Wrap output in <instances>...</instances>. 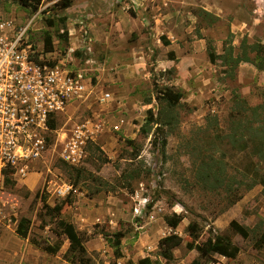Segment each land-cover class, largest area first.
Masks as SVG:
<instances>
[{
    "label": "rangeland",
    "instance_id": "1",
    "mask_svg": "<svg viewBox=\"0 0 264 264\" xmlns=\"http://www.w3.org/2000/svg\"><path fill=\"white\" fill-rule=\"evenodd\" d=\"M35 14L32 48L66 70L83 71L88 90L57 115L56 129L45 134L27 173L5 182L0 264H72L64 258L69 241L57 236V217L45 212L42 195L51 206L69 196L58 218L73 222L85 238L90 264H138L145 256L164 262L158 241L170 233L184 239L173 264H190L199 255L186 245L193 221L202 228L200 241L229 235L240 247L235 258L215 254L202 264H264V245H255L264 230V187H244L230 204L225 189H210L199 177L201 160L212 157L243 179L247 153L219 136L230 130L234 95L264 111V71L242 62L230 77L207 49L211 42L222 53L226 41L238 48L244 38L264 46V0H73L67 8L61 0H41L36 11L19 0H0V18L17 26ZM47 34L53 50L44 52ZM167 87L183 94L173 107L159 99ZM86 121L98 131L70 163L64 141ZM76 168L85 172L75 184ZM64 183L73 187L60 195ZM173 213L184 217L176 228L164 220ZM21 217L30 220V237L61 242L59 252L47 254L20 238ZM232 220L250 228L248 238L230 229ZM117 230H127L119 258L107 239Z\"/></svg>",
    "mask_w": 264,
    "mask_h": 264
},
{
    "label": "trees",
    "instance_id": "2",
    "mask_svg": "<svg viewBox=\"0 0 264 264\" xmlns=\"http://www.w3.org/2000/svg\"><path fill=\"white\" fill-rule=\"evenodd\" d=\"M21 4L31 7L32 11H36L41 0H19ZM73 0H61V5L64 8L70 7ZM61 20H64L62 18ZM52 23V22H50ZM65 28V22H63ZM61 34V37L68 38L67 28ZM53 50V41L50 34L44 37V52ZM208 57L212 63L218 59L221 60L224 66H227L226 73L230 77L235 76L236 69L242 62H249L253 64L258 70L264 71V46L261 43H249L247 38H244L238 48H236L232 41H226L223 47V52L218 53L216 49L208 42L207 49ZM183 97L181 92H175L173 89L167 87L161 91L159 99L165 101L169 107H173L180 102ZM235 105L230 113V130L227 134H221L220 139H226L236 151H244L249 158L247 164L243 168V179H238L236 176L229 175L226 166L221 162H217L215 158L202 159L200 181L207 185L210 189L218 190L225 189L230 204H235L240 198L239 192L242 188L251 189L256 185L264 187V111L262 105L251 106L247 101L239 95H234ZM50 128L56 129V120H50ZM128 143H133L128 140ZM166 140L161 143V150L164 151ZM136 153L134 157H137ZM84 168H76L75 182L83 176ZM12 180L7 178L6 183ZM39 193V192H38ZM41 199L44 203L45 212L51 216L57 217L56 225L58 227L57 236L64 235L69 241V247L64 254L65 260L72 264H90V257L87 255V248L85 246V238L79 233L75 224L63 218H58V214L62 211L65 203H70L69 196L61 203H56L51 206L47 204V196L42 195ZM184 219L183 215L173 213L166 215L164 220L166 224L172 228H176ZM30 220L26 217H21L17 220L15 232L20 238H29V241L44 250L45 252L56 255L60 248L61 242L50 243L45 240H36L29 236ZM230 229L240 234L243 238H248L250 235V228L232 220L230 222ZM191 241L187 242V248L190 250L196 249L199 253L198 257L194 258L190 264H202V260L214 261V255L219 254L227 258H235L240 252V247L235 244L229 235L215 234L210 235L205 240L201 238L202 228L195 221L190 222L187 226ZM127 230H117L109 238L108 241L114 249L116 258L122 256L121 244ZM256 238L255 245L258 248L264 245V230L260 232ZM184 239L180 234L170 233L161 237L158 241L157 254L164 260H152L149 256L140 258L138 264H173L175 260L174 250L178 248Z\"/></svg>",
    "mask_w": 264,
    "mask_h": 264
},
{
    "label": "built area",
    "instance_id": "3",
    "mask_svg": "<svg viewBox=\"0 0 264 264\" xmlns=\"http://www.w3.org/2000/svg\"><path fill=\"white\" fill-rule=\"evenodd\" d=\"M36 18L20 26L14 19L0 18V215L6 206L1 200L6 179L27 173L28 164L45 147V134L53 130L50 120L88 90L83 71L66 70L32 48L29 30ZM108 97L106 93L102 99ZM96 131L86 121L66 136L63 158L77 163L82 145ZM72 187L64 183L58 193L65 195Z\"/></svg>",
    "mask_w": 264,
    "mask_h": 264
},
{
    "label": "crops",
    "instance_id": "4",
    "mask_svg": "<svg viewBox=\"0 0 264 264\" xmlns=\"http://www.w3.org/2000/svg\"><path fill=\"white\" fill-rule=\"evenodd\" d=\"M6 246L7 245H10V242H6V244H5ZM35 246V245H34ZM37 247V246H36ZM39 248V247H38ZM42 250V249H41ZM44 251V250H43ZM47 253V252H46ZM47 254H49V253H47Z\"/></svg>",
    "mask_w": 264,
    "mask_h": 264
}]
</instances>
